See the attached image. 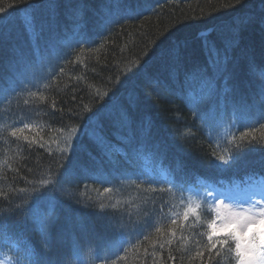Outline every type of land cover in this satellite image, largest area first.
I'll use <instances>...</instances> for the list:
<instances>
[{
	"label": "trees",
	"instance_id": "1",
	"mask_svg": "<svg viewBox=\"0 0 264 264\" xmlns=\"http://www.w3.org/2000/svg\"><path fill=\"white\" fill-rule=\"evenodd\" d=\"M0 8L5 9L0 13V219L7 227L0 233V255L5 261L31 264L21 247L29 245L45 251L51 246L54 258L70 251L71 264H215L205 248L213 209L207 204L196 212L178 211V205L190 190L264 179V119L258 108L247 118L229 111L221 119L238 125L224 134L219 119L197 115L206 101L194 108L179 88L158 94L152 84L168 79L173 55L190 63L195 52L204 63L202 45L214 41L231 46L232 78L226 86L258 105L264 0H0ZM53 43L50 65L21 86L13 71L16 60ZM144 61V73L129 72ZM106 92H114L145 129L135 148L121 144L110 157L95 142L104 136L119 143L114 128L103 117L87 118V109L98 107ZM14 128L21 129L16 136ZM77 133L73 170L63 175L64 166L71 167L67 144ZM234 154L240 155L237 164L217 168L219 157ZM132 170L139 177L130 178ZM61 171L59 195L43 230L23 223V213L13 214L47 187L42 181H56ZM197 250L205 252L203 261ZM78 252L82 259L75 257ZM218 259L230 264L227 256Z\"/></svg>",
	"mask_w": 264,
	"mask_h": 264
},
{
	"label": "snow or ice",
	"instance_id": "2",
	"mask_svg": "<svg viewBox=\"0 0 264 264\" xmlns=\"http://www.w3.org/2000/svg\"><path fill=\"white\" fill-rule=\"evenodd\" d=\"M236 3H241V0H236ZM5 9L0 8V13H4ZM230 45H218L214 41L205 42L202 45L204 56L206 57L204 63H199L197 60V53L190 54V63H186L182 57L173 55V59L168 69V79L160 81L156 79L153 81L152 90L158 94L170 93L174 94L177 88L186 94L189 102L194 108H198L200 100L206 101L204 109L197 111L198 116L202 118L216 120L224 115L232 112L234 116L247 118L253 110L258 108L259 118L264 119V80L260 81V102L257 105L255 102L249 103L248 99L240 95L235 87L231 90L226 86L227 82L232 78L228 72V65L231 61ZM55 44L50 46L47 50L37 48L30 57H20L16 60L13 66V71L16 79L21 86H26V83H31V78L34 76L38 68H43L45 63L49 65L55 56ZM144 63L137 62V67L129 69L133 75H141L144 73ZM62 72L63 69L61 68ZM51 75V74H49ZM221 81L225 82V86H221ZM106 99L102 101L95 109H87L89 115L88 119L103 117L114 128L113 137L119 143H114L112 139L102 136L95 143L98 151L104 155L109 156L114 151H121L120 145L136 146L137 142L145 134V129L136 124V121L130 112L129 107L114 99L115 93H104ZM193 98L198 102L194 103ZM137 98V103H138ZM133 103L132 107H135ZM258 122V121H257ZM28 127V125H24ZM21 129L14 128L12 135L16 136ZM79 142V133L73 137V142L67 144V151L71 155L68 156V161H71V167L67 168V164L63 168V172L68 174L73 170V157L77 152ZM65 155L62 150L61 156ZM240 160L239 154L230 155L227 159L223 156L219 157L217 161V168H229L237 164ZM264 166V160L261 161ZM61 173L57 180L53 182L42 181L41 183L47 185L42 192H38L32 203L23 208L13 209V214L18 215L23 213V223L36 224L43 230L48 223L46 213L54 206L58 198V191L56 184L59 183ZM183 180L179 181L181 191H183ZM107 191V189H106ZM208 196L217 195L214 192L207 193ZM218 196L226 197V192H219ZM259 196V198H256ZM223 203V201H218ZM248 207L240 208L238 211L231 213V218L221 217L217 215L216 220L212 222L209 227L212 232L208 235L209 244L205 246L207 251V260H215V264H219L220 257L227 256L234 264H264V235L254 225L264 223V188L259 192H253L248 198ZM227 207V206H225ZM184 218H188V213H184ZM176 224V220H172ZM216 227L231 229L223 234L220 238H213ZM7 231L5 221L0 219V233ZM159 231V229H157ZM142 234V233H141ZM147 239V236H145ZM234 245V247H233ZM219 246V247H217ZM26 253L31 257V264H71L68 259L72 256L70 251H58L53 256L52 247L47 251L38 246L21 245ZM161 247H163L161 245ZM215 249V254L213 253ZM196 256L202 261L204 260L205 252L197 250ZM100 257L98 256L97 259ZM3 264V262H0ZM207 264V262H204Z\"/></svg>",
	"mask_w": 264,
	"mask_h": 264
},
{
	"label": "rangeland",
	"instance_id": "3",
	"mask_svg": "<svg viewBox=\"0 0 264 264\" xmlns=\"http://www.w3.org/2000/svg\"><path fill=\"white\" fill-rule=\"evenodd\" d=\"M220 128L224 132V134L228 132H232L238 125V122L233 120L227 121L224 119L219 118ZM130 178L136 179L139 177V174L135 171L128 172ZM160 181L163 182L164 179L160 177ZM261 188H264V179H257L252 183H247L245 185H237L233 188L228 189H203V190H190L187 192L186 197L183 199L180 205H178V211H188V212H196L204 205H209L214 211V217L210 223L212 224L213 221L216 220L217 215L221 217H228L231 218V213L233 211H238L240 208L248 207V198L249 195L253 192H259ZM214 192L217 195L208 196L207 193ZM219 192H226L227 196H218ZM256 198H259L257 196ZM218 201H223V203H218ZM227 206V207H225ZM254 229H257L264 235V223H260L253 226ZM212 230V229H211ZM231 229L228 228H219L216 227L215 232L213 234L214 237H222L224 233L230 231ZM0 262L3 264H8L5 259L0 255Z\"/></svg>",
	"mask_w": 264,
	"mask_h": 264
}]
</instances>
